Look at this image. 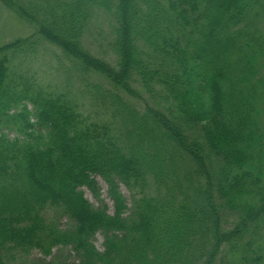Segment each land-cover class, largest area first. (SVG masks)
<instances>
[{
    "label": "trees",
    "instance_id": "obj_1",
    "mask_svg": "<svg viewBox=\"0 0 264 264\" xmlns=\"http://www.w3.org/2000/svg\"><path fill=\"white\" fill-rule=\"evenodd\" d=\"M1 1L40 27L0 45V264H262L264 0Z\"/></svg>",
    "mask_w": 264,
    "mask_h": 264
},
{
    "label": "rangeland",
    "instance_id": "obj_2",
    "mask_svg": "<svg viewBox=\"0 0 264 264\" xmlns=\"http://www.w3.org/2000/svg\"><path fill=\"white\" fill-rule=\"evenodd\" d=\"M113 21L110 20L108 16H101L98 20L94 21L90 26V31L87 33L84 41V46L86 49L90 50L94 55L103 57L109 51V43L112 41L113 34ZM39 25L34 22L25 19L16 9L10 8L4 2L0 0V45H3L7 42H11L18 38H24L33 35H39ZM50 48V54L45 53L44 63L39 65L28 66V71L26 74L28 76H35L42 88L47 91H60L63 89L64 85L67 83V76L64 74V69L62 68L63 63L66 62L63 59V54L61 51L48 46ZM110 54V51H109ZM50 56V62H49ZM53 56L55 60L52 59ZM63 62V63H62ZM99 73V72H98ZM100 76V77H99ZM96 80L102 81L104 84H109L108 79L104 78L103 75L99 74ZM103 76V77H102ZM34 77V78H35ZM104 81V82H103ZM83 100H80L82 103ZM208 125L207 123H204ZM15 135L12 133L11 137ZM99 187L100 198L97 199L95 194L85 188L84 193L87 200L96 207L100 206L101 203L108 206V213L113 214L114 208L111 199L108 196V187L107 184L101 179H96ZM121 191L127 203L131 206V193L124 186L121 187ZM66 223V221H64ZM69 225V222L65 226ZM94 245L99 251H104V236L99 233L94 239ZM261 254L264 258V244L261 245ZM37 254H34V257ZM60 257L65 258V260L72 261L74 258L73 253L70 249L64 250ZM262 264H264V259Z\"/></svg>",
    "mask_w": 264,
    "mask_h": 264
}]
</instances>
